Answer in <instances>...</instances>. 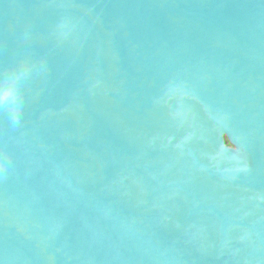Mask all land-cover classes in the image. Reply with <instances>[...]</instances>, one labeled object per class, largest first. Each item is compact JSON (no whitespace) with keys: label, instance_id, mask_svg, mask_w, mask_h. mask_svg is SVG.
Instances as JSON below:
<instances>
[{"label":"water","instance_id":"water-1","mask_svg":"<svg viewBox=\"0 0 264 264\" xmlns=\"http://www.w3.org/2000/svg\"><path fill=\"white\" fill-rule=\"evenodd\" d=\"M0 264H264V0H0Z\"/></svg>","mask_w":264,"mask_h":264}]
</instances>
